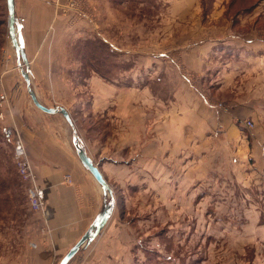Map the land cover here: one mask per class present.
I'll return each mask as SVG.
<instances>
[{"label": "rangeland", "instance_id": "1", "mask_svg": "<svg viewBox=\"0 0 264 264\" xmlns=\"http://www.w3.org/2000/svg\"><path fill=\"white\" fill-rule=\"evenodd\" d=\"M50 7L52 12L46 23L42 42L49 43L58 23L68 36L72 33L78 38H54L56 44L53 43L52 47L57 54V62H34L30 57V68L34 75L30 78V84L47 100V104L52 105L48 108L58 107V104L66 105L78 137L81 138L82 134L88 141L86 145L90 149L96 148L94 154L97 162L101 163L107 157L122 156L129 161L131 152L135 150L141 151L148 158L149 151L155 149L157 155L154 152V170L162 166L157 177L165 182L175 183L176 169L186 172L190 166L187 161L191 159L187 152H184V162L181 157L175 156L177 147L180 150L185 143L180 144V134L192 132L204 135L211 132L212 135L213 119L216 118L217 130H214L213 135L218 152L224 151L225 146L233 147L234 151L231 150L237 152V162H233V165L226 162L233 173L234 195H244L247 191L250 200L259 197L258 186H262V183H257L253 178H245L244 173L250 174L248 166L251 165V160L246 162L247 155L240 157V148L237 149L234 140L235 134H238L248 141L246 152L249 154L252 142L259 141L264 146V0H52ZM16 12L22 18L20 7L17 6ZM17 16L14 15L18 23ZM109 16L115 19L109 22ZM13 28L16 39L20 40V28L17 30L15 23ZM100 33L109 37L120 52L100 41L96 37ZM163 50L169 52L176 65L164 62L165 64H157L152 70L145 71V62L150 55ZM129 74L132 77L135 75L136 80H129ZM182 75L189 80L186 83L193 89L192 99ZM122 79L126 85L121 86L129 85L128 87L133 88L132 85H136L132 103L142 116L146 115L147 123L141 128L137 148L133 145L135 137H129V133L120 131V127H123L122 120L109 119L100 122L80 113L79 100L90 99L84 88L99 85L113 89ZM16 89L24 92L25 103L29 104L31 110L38 112L26 92L20 73L11 41L6 0H0V233L3 235L0 237V247L3 248H0V264H40L35 258V250L28 240L27 231L24 247H19L18 251L15 247H6L9 239L4 240V225L16 226V223L10 224L7 221L11 216L16 218L17 215H24V220H27L34 213L24 202V194L19 185H23L24 192L25 186L16 172L13 157L19 141L31 163L13 120L8 96V90L12 92ZM64 90H67L66 95ZM198 94H201L200 99L203 97L211 106L210 109H193L199 101ZM173 106L180 107V113L177 112L178 120L173 116ZM224 116L232 118V133L229 126H218L219 118L223 119ZM59 120L60 123L49 119L46 121L53 128V132L67 138L64 144L75 155L72 144L74 133L65 120ZM181 122L184 125L193 122L200 127L181 128ZM246 122H250V125H245ZM121 133L123 134L120 136ZM230 134H233L234 140L229 139ZM158 135L159 140L160 136L168 135V143L165 144L168 149L159 150L162 142L155 141ZM173 135L179 137L173 141L170 137ZM153 145L154 148L151 149ZM191 145L185 143L186 148ZM197 145L204 146L205 143ZM240 158L245 162L243 168H240ZM32 169L36 177L33 166ZM182 171L177 179L185 184L186 216L209 215L214 212L216 209L209 207V202L213 203L208 198L209 191H202L203 196L195 200L192 189L197 183H204V188L208 189V184L218 176L205 175L197 179L198 175H182ZM105 174L114 189L118 216L136 230L135 242L137 240L138 249L134 259L137 264H145V261L149 264H197L199 261L205 262L208 257L211 262L218 263L219 260L229 259L228 255L208 256L210 240L195 238L199 234L193 238L192 231H187L184 235L174 233L173 228L179 225L174 216L182 212H178L180 209L172 200L175 192L171 191V187L169 192L133 189L127 185L132 176L120 175L118 172ZM63 177L66 182H70L69 175ZM136 177V181L141 180L139 174ZM7 188H15L17 191L11 189L12 195H9ZM205 195L206 198H203ZM25 199L27 201L26 195ZM192 199L203 200L200 210L192 206ZM106 200L105 204L109 201L107 194ZM261 205L254 212L260 211L264 216V205ZM253 209L240 207L238 203L233 214L240 215L243 210ZM216 212L227 214L220 210ZM233 224L234 227L241 225L240 222ZM237 229L235 230L239 235L242 231L246 234L244 237L237 236V233L231 234L229 243L232 262L264 264V249L260 247L262 241L259 234L254 231L256 227L250 225L246 227L247 230ZM211 241L216 245L210 246L213 252L218 251L219 242L215 239ZM146 244L153 252L145 251Z\"/></svg>", "mask_w": 264, "mask_h": 264}, {"label": "crops", "instance_id": "2", "mask_svg": "<svg viewBox=\"0 0 264 264\" xmlns=\"http://www.w3.org/2000/svg\"><path fill=\"white\" fill-rule=\"evenodd\" d=\"M51 3L52 0H13L14 15L17 16L16 14H18L16 12L17 6L20 7V12L22 13L23 19L17 17L20 28V42L28 62L27 69L29 79L34 76L30 68V57L31 61L33 59L34 62H57V54L52 47L56 44L53 41L54 38L55 40H57V38L64 39V37L71 39L78 38V36H73L72 33L68 36L66 30H64L60 23H58L54 36L52 39L50 38L49 43L42 42L44 36L43 32L45 31L50 12H52V8L50 7ZM112 19L115 18L109 16V22ZM114 25L119 27L118 24ZM96 37L100 39V41L108 43L114 51L120 52V49L109 37H106L101 33ZM164 62H170L171 64L176 65L172 56H170L169 52L166 50L156 53L154 52L150 55L149 60L145 62L146 67H144V69H146L145 71H150V69L152 70V68L156 67L155 65L165 64ZM134 76L135 75L132 77L129 74V80L132 78L136 80V77ZM181 78L185 83H189V80L184 75H182ZM187 83L185 86L189 88L190 92L188 94L190 99H192L193 89L191 86L187 85ZM97 84H99L98 81ZM121 85H126L124 79L120 80L118 86H114L113 89L109 86L103 88L99 85L84 88V92L90 97V99H87L86 101L85 99L79 100L81 107L80 113L100 122L109 119L115 121L122 120L123 127H120V131H125L123 133H129V137H135L133 145H136L137 148L139 145L138 138L142 131L141 128L147 123L146 115H144V118V116H142L143 114L136 110L132 103V98L136 91V85H132L133 88L128 87L129 85ZM195 91L197 92V90ZM34 92L42 105L45 107H52L51 104H47V100L43 99L41 94H38L35 90ZM66 94L67 90H64V95ZM200 95L201 94H198L199 101L193 109H210L211 106L206 103L203 97L200 99ZM8 96L12 107L13 120L21 135L24 147L27 150V154L36 173V182L40 191L44 213L42 215L31 213L30 218L27 220H24V215H17L16 218L15 216H11L7 221H9L10 224L16 223V226L14 225V227H11L12 225H4V240L9 239V243L6 247H15L17 251L19 247L23 249L25 244V232L27 231L29 242L35 245L33 248L35 250L34 255L38 262L40 264H51L52 262L53 264H58L61 258L89 228L96 216L101 213L105 202L107 201L106 194L99 188L92 176L81 166L74 153L64 144L66 143L65 140L67 141V138H64L58 132H53V128L47 123L46 120L48 119L49 121L56 123H60L59 119L64 122V118L60 114L49 115L40 112L39 110H37L38 112L31 110L32 108H30L29 104L27 102L25 103L24 92L19 89H16V91L12 90V92L8 90ZM200 105L204 106L200 107ZM57 106L63 108L68 113L71 121L73 120L66 105L58 104ZM178 108L180 107L173 106L174 111L172 112L177 120L179 119L177 112L180 113L181 111ZM50 118H52V120ZM190 123L184 125V122H181V128H183V126L193 128L194 126L200 127L199 124L196 125L193 122ZM72 124L74 126L73 121ZM213 124V129L216 131V118L213 119ZM218 126H224L225 128L229 126L230 132H233L232 118L229 116H224L223 119L219 118ZM214 130L212 131V135L211 132L204 135H201L200 133L193 134L192 132L180 134V144L185 142L188 144L191 143L192 145L186 148L184 143V146L180 150L178 146L176 149L178 151L175 156L178 155V157L182 158V162H184L186 161V155L184 156V152H187V155H189V157L191 156V159L190 161L187 159L190 166L187 167L188 170L186 172L185 170L182 171L181 169H176L175 183L165 182L157 177L159 169L162 166L157 170H154V145L151 148L153 151H149L148 158L142 154L141 151L134 149L135 151H132L129 156V161L123 159L122 156L119 158L107 157V160H102V162L99 163L94 154L97 151L96 148L90 149L89 146L86 145V142L88 141L85 140L84 136L81 134V138H79L76 134V130H72L80 139L82 145L85 146L84 148L86 149L87 155L111 188L114 198V208L110 218L95 239L80 248L76 255L67 264H137L134 259L136 256L134 254H136L138 249H136L137 240L135 242L136 230L132 229L124 219L118 216L117 200L114 189L105 177V173L107 172H118L120 175L132 176L127 185L133 189H143L144 191L150 190L152 192H169L171 187V191L175 192L172 194V200L175 201V206L180 209L178 212H182L174 216L175 221L177 223L179 222V225L173 228L174 233L184 235L187 231H192L193 238L199 234V236H196L195 238L200 240H210V246L212 247L216 246L211 241L212 239H215L219 242L220 248L218 251L213 252V248L208 246V256L216 254L229 256V259L226 261L219 260L218 263H213L210 261V257H208L205 262L199 261L197 264H234L232 262L233 256L231 255L232 249H230L229 243L231 234L237 233V236L244 237L246 234L244 231L239 235L235 229H246V227H249L250 225L256 227L254 231L259 234L262 241L260 247L264 249V216L260 211H257L256 213L254 212L258 205H264V146H262L259 141L252 142L250 149L251 154H249L246 152V150H248V141L242 138V136L240 137L238 134H235L234 140L233 134H230L231 136L229 139L233 138L237 149L240 148V157L247 155L246 158L248 159L246 162L251 160V165L248 166L250 174L244 173L245 178L250 180L253 178L257 183H262V186H258L260 195L255 200H250L248 198L247 191L244 195H234L232 188L233 173L230 170L231 168L226 165V162L230 165H233V162H237L238 157L235 156V153L237 152H233V147L230 148L226 146L224 147V151L220 150L218 152L216 140H214L215 135H213L215 132ZM123 133H121L120 136ZM170 137L171 140L175 141L179 135L176 137L175 135ZM168 139V135L160 136V140L159 135L157 136L155 141L162 142L159 146V150L161 149V151H163L168 149V145L165 146V144L168 143ZM202 142L205 143L204 146L197 145V143ZM237 143H239L240 146ZM243 161L244 160L240 158V168H243V165L245 164ZM192 164H196L194 168H192ZM175 168L179 167L175 166ZM181 171L183 173L182 175L196 174L198 175V177H196L197 179L205 175L210 177L213 175L218 176L217 179H213L212 183L208 184V186H210L208 189L204 188V186H206L204 183H197L194 185V188L192 189V197L197 200V198L203 196L202 191L208 190L210 193L208 198L209 200H213L212 204L209 202V205H211L209 206L210 209L212 207L218 212L220 210V212H227V214H218L215 210L209 215L194 214L186 216L184 213L185 184L179 182L177 179V176L178 174H181ZM138 174L140 176L139 178H141L140 181H136V175ZM64 175L70 176L69 183L64 180ZM250 183H252V181ZM19 187L22 194H24V202H26L27 205L23 185L20 184ZM4 188L6 190V186H4ZM11 189L17 191L15 188H9V195H12ZM261 192H263V194H261ZM238 195L239 197H234ZM203 198H206V195ZM202 199H199V201H194L192 199V206H196V209L200 210L199 208L204 204ZM236 200H240V202H236ZM238 203H240V207L246 206L254 209L243 210L240 215L233 214ZM11 218H15V220ZM234 222H240L241 225H236L234 227ZM43 227L46 228L47 233L40 231ZM0 237H3L2 233H0ZM148 248L150 247L146 244L145 251L153 252V250ZM199 250H201V248ZM198 252L201 253V251ZM202 252L204 253L203 250ZM144 263L149 264L147 261Z\"/></svg>", "mask_w": 264, "mask_h": 264}, {"label": "water", "instance_id": "3", "mask_svg": "<svg viewBox=\"0 0 264 264\" xmlns=\"http://www.w3.org/2000/svg\"><path fill=\"white\" fill-rule=\"evenodd\" d=\"M6 6L8 11V22L11 28V41L16 51V56L18 60V65L20 68L21 76L24 80L27 94L32 102V104L40 111L45 114H60L67 124L74 130V126L72 121L68 115V113L61 107L57 108H48L42 105L33 88L30 85V79L27 69V59L23 51V47L21 45L20 40L16 39L15 31L13 28V24H16V29L18 30V23L14 17V7L13 0H6ZM20 39V37H19ZM25 68V70L23 69ZM72 144L74 147L75 155L81 164V166L92 176L96 184L100 187V189L105 192L109 198V201L104 205L101 213L96 216L93 220L89 228L84 232V234L80 237V239L68 250V252L61 258L58 264H67L79 251L80 248L87 245L91 241L95 239V237L100 233L108 219L110 218L113 208H114V198L113 193L106 180L103 178L102 174L99 172L98 168L93 164L92 160L86 153L85 148L83 147L80 139L74 133L72 138Z\"/></svg>", "mask_w": 264, "mask_h": 264}, {"label": "built area", "instance_id": "4", "mask_svg": "<svg viewBox=\"0 0 264 264\" xmlns=\"http://www.w3.org/2000/svg\"><path fill=\"white\" fill-rule=\"evenodd\" d=\"M245 125H250V122H246ZM18 144L14 149V161L16 166V172L25 186V195L27 197V204L32 212L42 215L44 213V208L40 196V191L37 186L36 177L33 172L31 163L25 155V151L22 148V145L17 141ZM41 232H46L47 230L43 227ZM45 233V234H46ZM31 246L35 247L34 244Z\"/></svg>", "mask_w": 264, "mask_h": 264}]
</instances>
